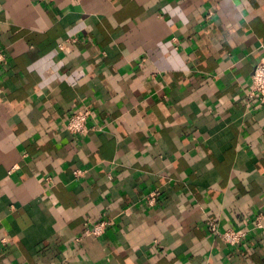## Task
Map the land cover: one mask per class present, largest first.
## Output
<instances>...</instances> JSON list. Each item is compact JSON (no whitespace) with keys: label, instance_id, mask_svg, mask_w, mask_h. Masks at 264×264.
Masks as SVG:
<instances>
[{"label":"crops","instance_id":"obj_1","mask_svg":"<svg viewBox=\"0 0 264 264\" xmlns=\"http://www.w3.org/2000/svg\"><path fill=\"white\" fill-rule=\"evenodd\" d=\"M0 54V264H264V0H0Z\"/></svg>","mask_w":264,"mask_h":264},{"label":"built area","instance_id":"obj_2","mask_svg":"<svg viewBox=\"0 0 264 264\" xmlns=\"http://www.w3.org/2000/svg\"><path fill=\"white\" fill-rule=\"evenodd\" d=\"M76 41V38L70 39L71 43H75ZM4 57L3 54H0V61L4 60ZM248 102L253 107L261 108L264 106V56L257 64L253 73L248 94ZM93 117L94 111L90 107L82 111H72L68 119L67 128L75 135H86L93 130V127H91V119H93ZM78 173L79 172H76V174ZM146 199L150 206L156 205L158 201V192L151 191ZM111 224V220L101 219L94 223L92 229H89L88 232L95 237H99L105 233V230ZM258 225L259 227L262 226L261 223H258ZM209 231L221 237V239L230 246L239 247L243 244L244 233L232 229L220 232L214 221L210 222Z\"/></svg>","mask_w":264,"mask_h":264}]
</instances>
